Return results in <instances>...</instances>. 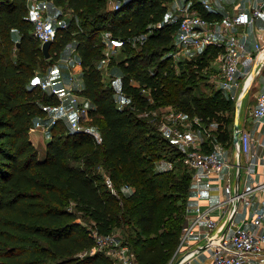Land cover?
<instances>
[{
	"label": "trees",
	"instance_id": "trees-1",
	"mask_svg": "<svg viewBox=\"0 0 264 264\" xmlns=\"http://www.w3.org/2000/svg\"><path fill=\"white\" fill-rule=\"evenodd\" d=\"M46 1L55 6L67 3L79 17L82 30L73 20L67 27L56 26L48 59L33 35L29 0H0V264H113L101 252H87L93 239L77 213L68 208L69 200L88 211L101 233L127 226L124 233L134 247L123 242L135 252L139 264H167L185 224L191 174L180 163H173L172 169L157 164L165 158L164 152L173 151L180 158L181 150L136 111L118 107L116 91L104 82L95 64L104 56L100 36L110 31L113 39L126 44L128 38L147 34V45L142 46L148 51L146 57L134 53L117 63L120 88L138 107L172 105L189 116L199 115L206 123L215 122L217 138L230 143L234 102L219 88L192 92L188 80L196 76L193 70L184 81L174 76L177 69L169 52L175 46L177 22L164 21L165 0ZM110 1L117 7L106 9ZM194 7L209 20L223 16V12L203 9L197 1ZM160 20L162 26L151 32L146 29ZM72 31L83 79L79 92L91 103L101 141L82 132L56 134L57 126L64 125L58 123L51 129L41 158L29 131L42 115L43 105L56 99L42 92L33 78L55 62L73 37ZM158 50L167 56L152 70H139L137 65L152 60ZM218 51L216 46L201 50L214 58ZM131 79L150 90L152 103L140 87L130 84ZM97 166L111 178L118 196L106 186ZM124 185L132 190L117 207Z\"/></svg>",
	"mask_w": 264,
	"mask_h": 264
},
{
	"label": "built area",
	"instance_id": "built-area-1",
	"mask_svg": "<svg viewBox=\"0 0 264 264\" xmlns=\"http://www.w3.org/2000/svg\"><path fill=\"white\" fill-rule=\"evenodd\" d=\"M247 1V9L224 10L220 20H209L197 9L193 10L187 5L178 7V17L164 20L166 23L177 22L174 43L181 51H200L208 46L219 48L215 57L219 75L214 81L235 102L236 109L252 81L248 77L250 72L259 64V58L264 54V40L261 37L255 41L254 51H248L246 34L239 30V27H245L264 15V0ZM198 2L203 9L214 10L209 0ZM115 7L117 5L113 4L112 8ZM29 9L34 37L41 45L45 41H53L56 26L36 6L34 0ZM164 21H158L154 27L162 26ZM103 35L104 47H107L112 40L111 32L104 31ZM139 35L128 38V41L137 40ZM105 55L108 56L109 53L105 51ZM244 59L249 60L250 64L246 76L241 78L240 66ZM54 64L44 72L45 76L38 81V86L42 92L53 95L56 100L43 105V113L34 120L31 129L50 131L55 124L63 123L68 131L86 133L93 141L100 142V128L93 121L90 106L83 102L74 86L69 85L59 92L56 77L52 73ZM263 66L264 61L257 73ZM70 80L73 81V75ZM130 84L140 87V92L146 96L148 103L153 102L149 89L140 86L134 79L130 80ZM115 96L118 107H130L138 117L154 125L164 138L178 146L191 174L192 195L199 198L205 190L216 188L218 191L216 200L208 207L201 208L199 204L188 206L185 224L167 264H193L203 251L210 252L209 264H264V206L251 210L250 215L240 216L241 207H252V194L264 195V180L241 189L233 184V177L240 174L241 155H246L247 158L250 156V133L239 129L236 141H233L232 132L231 142L224 143L217 138L215 122L206 123L199 115L189 116L172 105L138 107L120 87ZM251 113L256 118L264 117V90L257 95ZM159 163L165 169L174 167L170 159H162ZM104 182L118 196L117 189L106 173ZM123 188L129 192L132 190L128 185ZM89 235L93 239V246L88 253L101 252L113 264H139L135 252L114 232L101 233L96 226H92Z\"/></svg>",
	"mask_w": 264,
	"mask_h": 264
},
{
	"label": "rangeland",
	"instance_id": "rangeland-1",
	"mask_svg": "<svg viewBox=\"0 0 264 264\" xmlns=\"http://www.w3.org/2000/svg\"><path fill=\"white\" fill-rule=\"evenodd\" d=\"M178 1H180V3H182V0H165L166 5H167V13L164 16V19H168V17H171V18L178 17V15H179L178 7L181 6L178 4L179 3ZM209 1L212 3V5L214 7H217L221 3L233 4V3H238L241 0H209ZM29 2H30V0H29ZM34 2L36 4L37 3L38 4L39 3H47V4L50 3V5L48 4L46 7L43 5L39 6V9L44 11V13L47 15V17L50 19V21L53 25L61 26L62 24H65L67 27L69 22L73 20V22H71V23L76 25L78 27V29L80 31H82L80 29V26H79L80 25L79 17L76 16V12L74 10H72L70 7H68L67 3L62 5V6H55L50 1L46 2V0H42V1L41 0H37V1L34 0ZM194 3H195V1L193 0V6H194ZM113 4H115L114 1L108 2V4L106 5L107 6L106 9H112ZM29 15H31V12H29ZM146 29H148L150 32L153 31L154 24L153 23L148 24ZM75 35H76L75 32L72 31L73 37L70 39V42L62 49L60 54L65 53V52H67V53L72 52L71 49L72 50L74 49V44H75ZM103 37H104V35L102 33L100 38L103 39ZM146 38H147V34L141 33L137 40L126 41L127 42L126 44H124L122 41H120L119 38L118 39L112 38V40L109 42V45L107 47H104V49H103V53H104L103 55L104 56L99 60H98V58L95 60L96 61L95 64L101 70V74H102V78L104 79V82L110 83V85L113 87L114 91H118V89L120 87L121 69L117 65L118 61L120 59L126 57L127 55H132L134 53L142 55L141 58L146 57L148 51H146L145 49L142 48L143 45H147ZM124 46H125V50H124ZM105 51H107L109 53L108 56L105 55ZM72 53H74V52H72ZM162 53H163V51L158 50L157 54H155V56L152 60L145 58V59H147L148 62L146 64H144L142 62L139 63L137 65L138 69L139 70H141V69H145V70L151 69L152 70L154 67H156L157 62L162 57L167 56L166 54L162 55ZM169 54H170L169 56H170L171 62L173 63V65L177 69V72L174 75L175 77L184 81L185 77L187 78L190 70H193L196 72V73L194 72L196 74V76L194 78H191L190 80H188L189 84L192 87V92L202 91L204 93H209L210 91L216 90L218 88L217 83L214 81L217 79V77L219 75L218 64L215 65L214 59H212V58H214L213 56H210L207 53L203 54V52H201V50L200 51H186V50L181 51L177 46H174V48L169 52ZM109 61H112V63H110ZM179 62H182L183 64L182 65L178 64ZM59 63H60V61H59ZM108 63H110V65ZM70 65H71V63H70ZM263 70H264V67H263ZM161 71H162V73H164V69H161ZM182 71H184V75H183ZM52 73L56 77L54 70ZM64 74L67 76L66 79L69 80V72L68 73L66 72ZM44 76H45V74L42 73L41 76H39V78L42 79ZM79 77H80V75H79ZM56 85H58L57 88L59 89V92H62V89H61V86L59 85V82H57ZM227 107H229V106H227ZM234 112H232L233 116H234ZM54 132L56 134H65L68 132V129L64 125L63 126L59 125L54 130ZM36 136H37L36 133H31V137L34 140V142H36V144L40 145L41 150L38 151V154L42 156L43 155V149L41 148V146L43 145V143L39 142L38 138ZM164 153L166 154V156H165L166 159H168V157H170V159H173L172 160L173 163H180V164H182V167H186L182 157H180V158L177 157L175 152L170 151V152H164ZM163 155L164 154H162L161 156H163ZM165 158L159 159L157 161V164H159L161 166L162 163H159V161H161L162 159H165ZM79 161L80 160H78L76 162L80 163ZM96 168H97V171L100 172L102 174V177H103L105 171L100 166H97ZM119 193H120L121 199L118 200L117 207H120L122 205L123 196L128 195L129 191L122 188V189H119ZM188 205H189V203H188ZM67 206L69 209H72L77 213L78 220L85 226V228L88 231L90 230V228L92 226L95 225V221L89 216L88 211L85 210L82 205L76 203L74 200H69ZM187 208H188V206L186 207V209ZM120 227L121 226H115L112 229V231H114V233L117 234L120 239L127 242L132 247L133 246L132 240H130V238H127L125 233H124L125 230H127V226H125V229H121ZM199 263L200 262L197 261V264H199Z\"/></svg>",
	"mask_w": 264,
	"mask_h": 264
},
{
	"label": "crops",
	"instance_id": "crops-1",
	"mask_svg": "<svg viewBox=\"0 0 264 264\" xmlns=\"http://www.w3.org/2000/svg\"><path fill=\"white\" fill-rule=\"evenodd\" d=\"M194 1L198 2L199 0H194ZM31 2H33V0H30L29 5L31 4ZM178 2H179L178 4L181 6L187 5L191 9L196 10V8L193 6V0H182V3H180V1ZM37 4L36 6L38 8L41 5L45 7L48 4L50 5V3L48 4L39 3L38 5ZM247 7H248V1L241 0L240 2L233 4L221 3L217 7L213 6V9L215 11L224 12V10L226 9L229 11L245 10L247 9ZM239 30L240 31L243 30L246 34L245 40H246L247 50L254 51V43L257 40V38L261 37L264 40V15L259 16L253 23L245 27H241V28L239 27ZM71 51L74 53L72 52H68V53L65 52L61 54L59 53V57L54 62L55 64L53 70L55 71V75H56V83L59 82L62 91L65 90L66 87L69 85L74 86L76 91H78V93L81 95V99L83 100V102L90 106L91 103L89 99L79 92L83 87V79L81 76V64L79 63L80 59L75 49L73 50L71 49ZM214 62L215 65H217L215 58H214ZM249 64H250L249 60L244 59L243 64L240 66L241 78L242 77L244 78V76H246V73L249 70ZM66 72L67 73L69 72V80L66 79L67 76L64 74ZM41 74L42 73L37 72V74L33 78V81L38 82L40 80L39 76H41ZM71 75H73V81L70 80ZM262 90H264L263 68L259 73L255 74L254 77L252 78L250 85H248V87L244 92V96L242 98L241 104L239 105L238 109H236L235 102L233 101L234 111H235L233 116V121L236 110H238L239 129L247 130L252 137L250 156L247 158L246 155H241L242 165L240 167V174L238 177L236 176L233 177L234 186L235 185L239 186L240 189L243 188L244 186L246 187L248 185H252L256 182L264 180V117L256 118L251 113V109L253 108L256 102V97ZM51 131L52 130L43 131L42 129L39 128L30 129L29 131L30 140L38 151L41 150L40 145L34 142V140L31 137V133H36L37 135L36 137L38 138V141L43 143V145L41 146V148L43 149V155L42 156L39 155V157L41 158L45 155L46 142L49 140L51 136ZM217 195H218V191L216 188H211L210 190L203 191L199 198L195 197V195H192L191 193L189 207L195 204H199L201 205V208H206L216 200ZM251 199H252V207L250 208L241 207L240 216L250 215L251 210L260 209L264 206L263 194H259V193L252 194ZM263 231H264V227H263ZM195 260L193 261V264H197V261L200 262L199 264H209L210 252L203 251L197 256Z\"/></svg>",
	"mask_w": 264,
	"mask_h": 264
},
{
	"label": "water",
	"instance_id": "water-1",
	"mask_svg": "<svg viewBox=\"0 0 264 264\" xmlns=\"http://www.w3.org/2000/svg\"><path fill=\"white\" fill-rule=\"evenodd\" d=\"M52 40H48L43 42L41 45V50L46 59L50 58L51 53H50V47L52 45ZM245 92V91H244ZM239 131V126H238V110H236L233 125H232V132H233V141L237 140V133ZM176 264V263H174Z\"/></svg>",
	"mask_w": 264,
	"mask_h": 264
},
{
	"label": "bare ground",
	"instance_id": "bare-ground-1",
	"mask_svg": "<svg viewBox=\"0 0 264 264\" xmlns=\"http://www.w3.org/2000/svg\"><path fill=\"white\" fill-rule=\"evenodd\" d=\"M263 61H264V54L261 55V57L259 58V64L256 65V66L253 68V70L250 72V74H249V76H248L249 79L252 80V78L254 77V75L257 74V71H258V69L260 68V66H261V64L263 63Z\"/></svg>",
	"mask_w": 264,
	"mask_h": 264
}]
</instances>
